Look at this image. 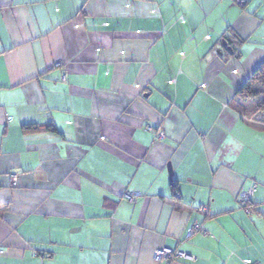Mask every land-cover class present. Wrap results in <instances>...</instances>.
I'll return each instance as SVG.
<instances>
[{
  "label": "crops",
  "instance_id": "crops-1",
  "mask_svg": "<svg viewBox=\"0 0 264 264\" xmlns=\"http://www.w3.org/2000/svg\"><path fill=\"white\" fill-rule=\"evenodd\" d=\"M263 63L264 0H0V264H264Z\"/></svg>",
  "mask_w": 264,
  "mask_h": 264
},
{
  "label": "trees",
  "instance_id": "trees-1",
  "mask_svg": "<svg viewBox=\"0 0 264 264\" xmlns=\"http://www.w3.org/2000/svg\"><path fill=\"white\" fill-rule=\"evenodd\" d=\"M231 107L243 118L259 113L264 116V63L237 91L231 102ZM24 128L25 130L31 129L30 126ZM250 207L252 206L250 205Z\"/></svg>",
  "mask_w": 264,
  "mask_h": 264
},
{
  "label": "built area",
  "instance_id": "built-area-1",
  "mask_svg": "<svg viewBox=\"0 0 264 264\" xmlns=\"http://www.w3.org/2000/svg\"><path fill=\"white\" fill-rule=\"evenodd\" d=\"M232 1L234 4L241 5V6L247 5V3H248V0H232ZM165 136L166 135L163 131H158L157 138L159 140L165 139ZM256 192H257L256 188H252L249 191L241 192L239 197H238V201H239L241 208L246 210V212L249 214L253 213L252 207H250V205L252 202V198L254 197ZM137 197L138 196L136 194H130V193H126L124 195V198L129 200V201H134ZM200 211L202 213H206V212H208V209L203 207L200 209ZM192 232L196 233V232H205V231H204L203 227H201L199 225H195V227L192 229ZM177 259L192 260L191 257H189L186 253H184L180 250L161 248V249H157L154 252V260L157 263L171 262V261H175Z\"/></svg>",
  "mask_w": 264,
  "mask_h": 264
},
{
  "label": "rangeland",
  "instance_id": "rangeland-1",
  "mask_svg": "<svg viewBox=\"0 0 264 264\" xmlns=\"http://www.w3.org/2000/svg\"><path fill=\"white\" fill-rule=\"evenodd\" d=\"M262 118H264V116H262L260 113L259 114H252V115L246 117V119H248V120H258V119L260 120Z\"/></svg>",
  "mask_w": 264,
  "mask_h": 264
},
{
  "label": "water",
  "instance_id": "water-1",
  "mask_svg": "<svg viewBox=\"0 0 264 264\" xmlns=\"http://www.w3.org/2000/svg\"><path fill=\"white\" fill-rule=\"evenodd\" d=\"M169 169H170V166H169ZM170 175H171V177L173 176V173H172V171H170Z\"/></svg>",
  "mask_w": 264,
  "mask_h": 264
}]
</instances>
